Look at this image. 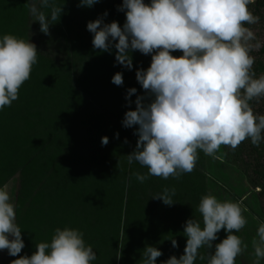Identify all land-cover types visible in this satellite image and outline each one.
Segmentation results:
<instances>
[{"label":"trees","instance_id":"trees-1","mask_svg":"<svg viewBox=\"0 0 264 264\" xmlns=\"http://www.w3.org/2000/svg\"><path fill=\"white\" fill-rule=\"evenodd\" d=\"M26 2L0 0V37L29 38L39 51L19 98L0 110V184L20 177L16 222L25 247L12 260L31 256L36 244L50 242L55 229L65 227L83 233L96 253L92 264H141L146 245L163 253L156 264L173 255L179 258L186 246L183 230L174 237L178 247L173 248L167 224L175 216L185 223L190 212L201 216L198 205L208 194L206 155L200 152L195 170L178 180L150 176L141 183L136 179L135 173L146 174L147 169L135 161L129 164L126 155L135 150L138 126L125 128L122 120L126 111L135 109L137 95H146L135 73L150 66L151 55L132 52L133 68L128 70L116 63L114 47L111 52L94 49L93 34L86 27L106 11L105 23L117 21L123 26L125 13L118 11L122 0H101L91 8L79 6L80 0H50L63 7L59 21L50 25V35L40 32L39 22H32ZM249 7L264 20V0ZM259 51L263 58L253 65L257 77L264 74V37ZM117 72L123 74L122 86L112 83ZM133 87L137 92L129 105L126 92ZM250 104L254 112L264 115L262 98ZM104 136L109 138L106 146L101 144ZM225 148L234 159L245 157V167L258 176L251 182L262 185L264 195V141L256 147L246 139L235 151ZM165 187L175 189L171 206L152 199ZM159 223L161 234L150 228ZM122 224L125 247L122 258L116 259ZM200 253L207 255L209 250L201 248ZM196 264L206 261L197 259Z\"/></svg>","mask_w":264,"mask_h":264},{"label":"clouds","instance_id":"clouds-1","mask_svg":"<svg viewBox=\"0 0 264 264\" xmlns=\"http://www.w3.org/2000/svg\"><path fill=\"white\" fill-rule=\"evenodd\" d=\"M101 0H80L79 6L91 8ZM256 0H122L118 11L125 13V23L104 22L107 11L87 30L93 34L94 49L111 52L115 61L124 68H133L131 53L139 51L151 55L150 66L139 68L135 76L146 95H137L135 109L124 114L122 125L136 127L138 136L133 152L126 155L129 164L134 161L147 169L146 174L135 173L143 183L150 176L167 180L179 179L191 173L199 153L220 159L221 146L233 151L249 139L259 147L264 141V115L254 112L250 101L264 98V74L253 71L255 58L250 54L262 46L255 33L245 25L259 23L250 5ZM32 22H39L40 32L50 35V25L59 21L63 7L50 0H27ZM43 9H50L46 13ZM253 41H256L253 43ZM179 51L180 56L172 55ZM37 46L13 34L0 37V110L19 98V90L31 77L38 61ZM112 83L123 85V74L117 72ZM137 92L129 88L126 100ZM146 99L149 102H145ZM117 138L119 133L116 134ZM109 138H101L102 146ZM127 143V140H125ZM11 182L0 184V251L18 256L25 247L21 228L16 222L15 204L12 202ZM175 189L165 187L152 199L171 206L175 202ZM243 200H219L215 195L201 197L198 212L201 222L188 219L183 227L186 246L182 255L169 257L163 264H236V258L247 244L234 233L248 223ZM258 221L256 237L252 240L253 264L264 259V221ZM227 235L213 244L218 233ZM126 236L120 228L116 259L122 258ZM173 248L177 240L171 239ZM210 251L200 253L201 248ZM214 249V250H213ZM163 253L155 246L146 245L141 264H156ZM97 259L83 233L74 228H56L50 242L36 244L31 256H19L10 264H92Z\"/></svg>","mask_w":264,"mask_h":264},{"label":"rangeland","instance_id":"rangeland-1","mask_svg":"<svg viewBox=\"0 0 264 264\" xmlns=\"http://www.w3.org/2000/svg\"><path fill=\"white\" fill-rule=\"evenodd\" d=\"M248 27L255 33L257 40L262 45L264 37V20L260 19L259 23L250 25ZM255 42L256 41H253V43ZM259 50H253L250 54L255 59H262L263 55H260ZM262 101H264V98H262ZM217 155L220 156V159H213L212 157L206 155V166L204 171L207 174V192L208 194L210 193L215 195L221 201L231 200L235 202L243 200V207L248 209V211L244 213L248 223L240 232L234 234L238 235L244 241V243L247 244V248L240 256L236 258V264H253L255 257L251 242L253 238L256 237L258 227V221L253 220V217H259V221H264V195H261L263 186L260 185V187H258L252 184L251 178L253 179V177L258 176L254 174L253 168L247 166L249 167L250 171L248 172L246 170L247 167H245L243 161L245 160V157L244 159H240L239 157V159H234L230 157L225 146H221V149ZM9 182H11L13 185L11 189V197L12 202L16 206L17 194L20 184L19 175L13 177ZM176 218L177 216L172 218L173 220H170L172 222L169 225L167 224L168 228L163 227L164 230L166 228L167 236L169 235L171 238H174L175 236H178L179 233H181L184 224L188 219L193 218L197 221H202L201 216L199 217L198 214L196 216V212H190L188 219L185 216L183 220L185 223L178 222L177 220L179 219ZM162 226L163 224L159 223V225H151L150 228L153 229L154 233L161 234L162 229L160 230L158 228H162ZM226 235L227 233L224 230H221L218 233L217 240L214 241L213 244L219 243L222 239L226 238ZM184 238L187 239L186 237ZM210 251L212 250H209V252ZM12 258L13 256H10L7 250L0 251V264H10ZM261 264H264V259L261 260Z\"/></svg>","mask_w":264,"mask_h":264}]
</instances>
